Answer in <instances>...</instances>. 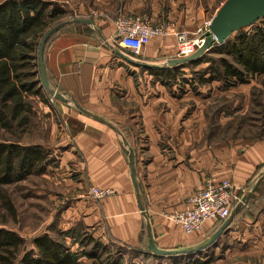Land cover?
<instances>
[{
	"label": "crops",
	"instance_id": "0c3cea01",
	"mask_svg": "<svg viewBox=\"0 0 264 264\" xmlns=\"http://www.w3.org/2000/svg\"><path fill=\"white\" fill-rule=\"evenodd\" d=\"M104 3L113 10L110 14L118 9L111 1ZM170 4L169 0H123L119 9L146 14L154 24L171 21L190 38L196 27L213 17L187 6L173 9ZM190 14H194L193 19ZM91 20L93 25L67 24L48 40L44 49L49 87L67 102L51 104L44 93L41 100L28 98L33 112L38 107L63 123V127H52L53 134L59 131L61 142L50 149L59 154L55 170L67 185L59 194L70 190L74 203L66 206L61 216L77 217L85 230L89 228L92 236L104 244L109 240L140 253V263L143 256L153 259L146 251V223L160 249L180 250L204 244L220 227L219 222H206L201 231L190 236L166 216L187 209L188 199L207 180L215 184L230 181L242 199L264 174V142L240 145L236 141L206 138L202 106L207 97L202 94L205 85L198 86L196 92L186 87L178 94L176 84L171 88L163 86L154 76L139 73L137 67L114 54L115 20ZM175 56L174 37L166 36L151 38L133 59L162 65ZM126 68L135 73L137 80ZM208 84L220 85L215 81ZM129 149L134 152L138 191L130 177ZM48 169L42 176H49ZM91 187L113 193L100 201L77 193ZM193 255L160 256L153 260L159 264L191 259L204 264H264V176L226 232L211 247Z\"/></svg>",
	"mask_w": 264,
	"mask_h": 264
},
{
	"label": "trees",
	"instance_id": "16d2710c",
	"mask_svg": "<svg viewBox=\"0 0 264 264\" xmlns=\"http://www.w3.org/2000/svg\"><path fill=\"white\" fill-rule=\"evenodd\" d=\"M55 7L41 0H4L0 3V131L14 137L20 136L19 129L27 127L28 116L33 114L28 98L32 96L41 100L44 95L38 74L37 50L48 26L64 13ZM209 53L223 54L227 59L216 60V68L208 66L205 69L206 74L209 73L207 77L204 72L195 71L190 77L178 75L184 68L209 62L211 65L207 58ZM137 68L141 73L154 76L163 86L171 88L176 84L178 94L186 87L196 92L198 86L213 81L220 83L223 89L247 84L257 76H264V27H258L252 33L239 30L222 46L214 47L189 63L161 70ZM126 71L135 76L128 68ZM48 157L41 145H22L0 137V209L4 213L16 215L3 188L20 183L31 175L43 174L52 164ZM82 231L80 228L57 231L58 239L43 234L31 241L33 248L24 250L25 241L20 236L0 228V264H86L87 261L91 264H135L133 260L141 255L119 246L111 248ZM148 258V255L143 256L139 264H144ZM151 258L160 256L152 255ZM166 264L204 263L191 259Z\"/></svg>",
	"mask_w": 264,
	"mask_h": 264
},
{
	"label": "rangeland",
	"instance_id": "374dc122",
	"mask_svg": "<svg viewBox=\"0 0 264 264\" xmlns=\"http://www.w3.org/2000/svg\"><path fill=\"white\" fill-rule=\"evenodd\" d=\"M2 1L4 0H0V3ZM41 1L49 5H55V8H59L64 12L60 18L51 22L46 31L59 23L70 22L77 18L92 19L96 17L113 18L114 20L121 18L150 19L146 14L138 15L134 12H122V10L119 9V2L123 0ZM106 1H111L112 5L117 6L118 9L116 8L114 10L115 12L110 14L113 10L108 9V5L104 3ZM224 1L225 0H182L179 2V0H169V3H171L170 5L173 9L188 7L190 10H196L199 13L201 11L204 14L208 12V15L213 16L214 9ZM193 16L194 14H190V19H193ZM167 22L171 23V21ZM258 27H264V20H259L255 22L254 25L241 29L240 31L242 33H252L254 29ZM234 33L231 34L228 39H232ZM127 55L129 56V54ZM207 58L211 60V65H209V62L198 64L192 68H184L185 71H181L178 75L184 74V76L188 75L190 77L192 76V71L189 70L204 72V74H206L205 69L208 66H213L214 68L218 66L216 60L220 58L227 59L225 55L216 53L207 54ZM131 65L132 64H130V66ZM208 74L209 73L206 74V77ZM132 79L137 80V76H132ZM204 85L206 88L202 90V94L207 95V97L204 98L205 101L202 103V106L206 119V138L213 139L214 137V139L224 142L236 141L240 145L243 142L247 145H255L258 142H264V76H257L251 79L247 84L237 85L232 87V89H223L217 84ZM43 92L48 97H46L47 101L49 98L52 99L49 94L45 91ZM55 102L57 101L54 100V103ZM36 109V112L29 114L27 127L24 129H21V127L19 129V137H14L12 134L6 133V131H0L1 139L6 141L16 142L22 145H41L49 154L48 160L52 163L51 166H48L49 169L47 168L49 176L44 177L42 174L31 175L20 183L3 188V191L6 192V196H8L14 205L16 215L13 217L0 209V228L12 231L20 236L25 241L24 250L33 248L31 241L34 238L40 237L43 234H48L58 239L59 235L57 231L68 230V228L73 231L80 228L83 230L82 232L92 235V231L89 228H87L88 230L86 231L82 221L77 217L73 218L67 215L61 216L64 208L74 203V200L71 199L72 195L71 192H69L70 190L66 192L63 191L62 194H59L63 189H66L67 185L59 179L58 172L55 170V165L58 166L59 154L58 152H54L56 150L50 149L56 145L58 146L61 142L59 131L57 134H53L52 127L55 124L58 128H60V126L63 127V123L61 119L56 117L53 118L48 113L43 112L42 109L38 107H36ZM232 143L234 144V142ZM52 175L57 177V180H55ZM77 193L85 194L86 191L83 190ZM93 235L97 236L96 234ZM192 235H195V233L190 236ZM106 243V245H109L111 248L117 246L109 242V240H107ZM73 250L77 251L76 248H73ZM21 254L22 253H20V255ZM127 256L125 258H127ZM140 262L137 259L133 260L135 264H139ZM145 263L157 264L158 261L147 259ZM86 264L91 263L87 261Z\"/></svg>",
	"mask_w": 264,
	"mask_h": 264
},
{
	"label": "built area",
	"instance_id": "2783aa9c",
	"mask_svg": "<svg viewBox=\"0 0 264 264\" xmlns=\"http://www.w3.org/2000/svg\"><path fill=\"white\" fill-rule=\"evenodd\" d=\"M210 21L211 19L206 20L196 27L193 37L190 38L188 33L169 22L154 24L148 18L116 19L114 45L131 58H135L151 38L173 36L176 43L175 57L185 58L191 56L203 43L202 37L208 31ZM52 99H48L49 103L54 102ZM112 193L109 189L91 187L83 197L100 201ZM239 202L238 189L230 181L223 180L215 184L207 180L203 188L188 199L187 209L167 215L166 218L178 225L184 234L191 235L201 231L206 222L225 221L232 208Z\"/></svg>",
	"mask_w": 264,
	"mask_h": 264
},
{
	"label": "water",
	"instance_id": "95a60500",
	"mask_svg": "<svg viewBox=\"0 0 264 264\" xmlns=\"http://www.w3.org/2000/svg\"><path fill=\"white\" fill-rule=\"evenodd\" d=\"M259 19H264V0H225L221 4L219 9L216 11V13L213 15V17L211 18L208 31L205 32V34L202 37L203 43L189 57L173 58V59L167 60L165 64L157 65V64H146V63L138 62L117 48H113V51L115 55L119 56L120 58H122L123 60H125L129 64H132L135 67L144 68V69H154V70H161L165 68L175 67V66H179V65L200 59L205 53H207L213 47L223 45L231 34L252 25ZM70 23L85 24V25L94 24L93 20L83 19V18L73 19L70 22L59 23L58 25L50 28L43 34L39 42V46L37 50V65H38V74H39L41 87L54 100L63 102V103L67 102L64 96L55 92L49 87V83H48L46 71H45V66H44V61H43V54H44L45 46L48 40L50 39V37L56 34L64 26ZM74 106L77 109H79L81 112L86 113V111L81 109L77 104L74 103ZM94 118L102 123H106L97 117H94ZM128 159H129V166H130L131 181L134 185L135 190L138 191L137 184H136V178H135V171H134V152L131 149L128 150ZM262 176H264V174H261L259 176L252 191L247 193L244 197H242V199H240V202L236 205V207L234 208L230 216L221 224V226L217 229V231L204 244H201L193 248H185V249H180V250L160 249L156 247V245L154 244L150 224L146 223L148 252H150L152 255L161 256V257H172V256L179 257V256L193 255V254L200 252L203 249H207L211 247L213 243L223 233L226 232L231 221L234 218V215L246 204L251 193L257 187L258 182ZM137 202H138L141 213L145 215V212L142 206L140 205L138 198H137Z\"/></svg>",
	"mask_w": 264,
	"mask_h": 264
},
{
	"label": "bare ground",
	"instance_id": "6f19581e",
	"mask_svg": "<svg viewBox=\"0 0 264 264\" xmlns=\"http://www.w3.org/2000/svg\"><path fill=\"white\" fill-rule=\"evenodd\" d=\"M176 58V57H175Z\"/></svg>",
	"mask_w": 264,
	"mask_h": 264
}]
</instances>
